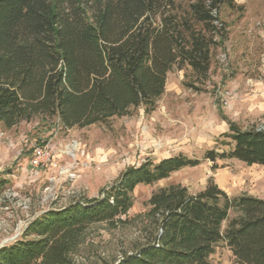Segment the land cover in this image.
<instances>
[{
    "label": "trees",
    "instance_id": "obj_1",
    "mask_svg": "<svg viewBox=\"0 0 264 264\" xmlns=\"http://www.w3.org/2000/svg\"><path fill=\"white\" fill-rule=\"evenodd\" d=\"M224 6L234 8L235 0H0V124L12 130L40 120L70 131L140 109L150 115L175 69L189 70L188 86L201 92L213 51L226 41ZM229 126L218 141L228 150L147 161L101 197L44 213L23 238L0 248V264H76L91 226L124 225L139 186L185 168L209 161L216 170L218 160L233 159L264 167V129ZM7 184L0 181V197ZM149 206L146 242L118 264H212L221 244L237 264H264L263 199L230 198L210 180L198 193L160 188Z\"/></svg>",
    "mask_w": 264,
    "mask_h": 264
},
{
    "label": "rangeland",
    "instance_id": "obj_2",
    "mask_svg": "<svg viewBox=\"0 0 264 264\" xmlns=\"http://www.w3.org/2000/svg\"><path fill=\"white\" fill-rule=\"evenodd\" d=\"M220 17L226 41L213 51L210 79L201 92L188 86L193 83L189 70L175 69L150 115L140 109L70 131L40 120L12 130L0 124V181L8 182L0 206V247L23 238L29 224L50 210L79 198L101 197L131 167L178 155L202 159L209 150H228L218 141L229 134L230 122L243 130L264 129V0H235V7L224 6ZM36 146L50 148L48 166H32ZM217 165L214 170L205 161L155 186H139L132 210L122 218L126 223L91 226L76 264H118L144 244L151 228L149 200L160 188L182 185L198 193L213 180L230 198L264 200V167L235 159L218 160ZM211 263L237 264L224 244Z\"/></svg>",
    "mask_w": 264,
    "mask_h": 264
},
{
    "label": "built area",
    "instance_id": "obj_3",
    "mask_svg": "<svg viewBox=\"0 0 264 264\" xmlns=\"http://www.w3.org/2000/svg\"><path fill=\"white\" fill-rule=\"evenodd\" d=\"M51 159H52L51 150L48 146H36L33 148L32 158H31V164L33 167H35L37 169L42 168V167H46L51 162ZM2 200H3V198L1 196L0 197V206H2Z\"/></svg>",
    "mask_w": 264,
    "mask_h": 264
}]
</instances>
